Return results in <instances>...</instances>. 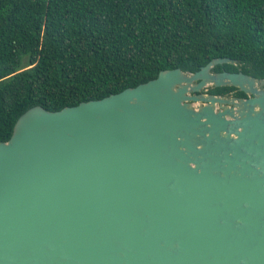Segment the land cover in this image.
Returning a JSON list of instances; mask_svg holds the SVG:
<instances>
[{
    "label": "water",
    "instance_id": "95a60500",
    "mask_svg": "<svg viewBox=\"0 0 264 264\" xmlns=\"http://www.w3.org/2000/svg\"><path fill=\"white\" fill-rule=\"evenodd\" d=\"M221 64L25 111L0 142V264H264V78Z\"/></svg>",
    "mask_w": 264,
    "mask_h": 264
},
{
    "label": "trees",
    "instance_id": "16d2710c",
    "mask_svg": "<svg viewBox=\"0 0 264 264\" xmlns=\"http://www.w3.org/2000/svg\"><path fill=\"white\" fill-rule=\"evenodd\" d=\"M213 72L264 78V0H0V142L41 106L58 111L157 77ZM243 92L211 87L208 93Z\"/></svg>",
    "mask_w": 264,
    "mask_h": 264
},
{
    "label": "flooded vegetation",
    "instance_id": "af4514ba",
    "mask_svg": "<svg viewBox=\"0 0 264 264\" xmlns=\"http://www.w3.org/2000/svg\"><path fill=\"white\" fill-rule=\"evenodd\" d=\"M235 91L234 92H229V93H227V94H224V96H228V97H237L236 95H235Z\"/></svg>",
    "mask_w": 264,
    "mask_h": 264
}]
</instances>
